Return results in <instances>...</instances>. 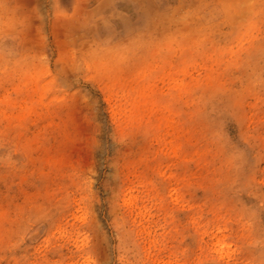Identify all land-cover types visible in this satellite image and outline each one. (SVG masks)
Here are the masks:
<instances>
[{
	"label": "rangeland",
	"instance_id": "374dc122",
	"mask_svg": "<svg viewBox=\"0 0 264 264\" xmlns=\"http://www.w3.org/2000/svg\"><path fill=\"white\" fill-rule=\"evenodd\" d=\"M0 264H264V0H0Z\"/></svg>",
	"mask_w": 264,
	"mask_h": 264
}]
</instances>
